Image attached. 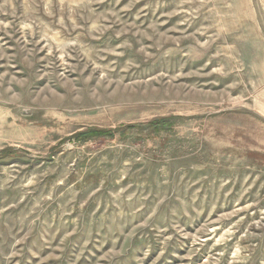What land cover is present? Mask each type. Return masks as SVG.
I'll return each instance as SVG.
<instances>
[{
  "label": "rangeland",
  "instance_id": "374dc122",
  "mask_svg": "<svg viewBox=\"0 0 264 264\" xmlns=\"http://www.w3.org/2000/svg\"><path fill=\"white\" fill-rule=\"evenodd\" d=\"M0 264H264V0H0Z\"/></svg>",
  "mask_w": 264,
  "mask_h": 264
},
{
  "label": "trees",
  "instance_id": "16d2710c",
  "mask_svg": "<svg viewBox=\"0 0 264 264\" xmlns=\"http://www.w3.org/2000/svg\"><path fill=\"white\" fill-rule=\"evenodd\" d=\"M105 132H107V131L96 130V129H87L85 131L75 133L74 137L80 138V137H84V136L96 135V134H101V133H105Z\"/></svg>",
  "mask_w": 264,
  "mask_h": 264
}]
</instances>
